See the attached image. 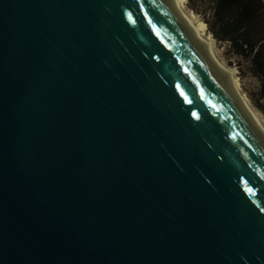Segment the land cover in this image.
Listing matches in <instances>:
<instances>
[{
    "label": "water",
    "instance_id": "1",
    "mask_svg": "<svg viewBox=\"0 0 264 264\" xmlns=\"http://www.w3.org/2000/svg\"><path fill=\"white\" fill-rule=\"evenodd\" d=\"M0 264H264V128L171 0H0Z\"/></svg>",
    "mask_w": 264,
    "mask_h": 264
},
{
    "label": "trees",
    "instance_id": "2",
    "mask_svg": "<svg viewBox=\"0 0 264 264\" xmlns=\"http://www.w3.org/2000/svg\"><path fill=\"white\" fill-rule=\"evenodd\" d=\"M194 0H189L192 2ZM206 14V33L221 42H230L229 51L246 63L249 73L258 80L257 95L250 94L252 104L264 115V2L263 0H195ZM190 7V6H189ZM204 12V10H203ZM203 14V15H202ZM208 30V32H207Z\"/></svg>",
    "mask_w": 264,
    "mask_h": 264
},
{
    "label": "rangeland",
    "instance_id": "3",
    "mask_svg": "<svg viewBox=\"0 0 264 264\" xmlns=\"http://www.w3.org/2000/svg\"><path fill=\"white\" fill-rule=\"evenodd\" d=\"M186 8L189 12L193 13L197 17L199 24H201L204 27V32H206L204 22H203V20L205 21V18L197 14L196 12H194L192 8H195L197 12L206 14L207 17H209V13H206L207 11H205L203 6H201L195 0L192 2H189V0H186ZM211 37L215 42V46L219 52L220 59L227 67L235 70L236 78L238 80V86L242 94L246 97L250 106L255 110V112L262 118L263 124H264V115L258 111V109L252 104L250 100L251 99L250 94H252L255 97L257 95L256 94L257 90H256V81L255 79L252 78V75L249 73L246 63L234 57L232 53L229 51V48L222 42L217 41L213 37L212 33H211Z\"/></svg>",
    "mask_w": 264,
    "mask_h": 264
},
{
    "label": "bare ground",
    "instance_id": "4",
    "mask_svg": "<svg viewBox=\"0 0 264 264\" xmlns=\"http://www.w3.org/2000/svg\"><path fill=\"white\" fill-rule=\"evenodd\" d=\"M171 2L176 6L179 13L182 17L187 21L191 30L195 34V36L199 39V41L203 44V46L207 49L213 59L216 61L224 75L226 76L230 86L234 90V92L239 96L244 105L248 108V110L252 113V115L256 118V120L260 123V125L264 128L262 118L255 112V110L250 106L246 97L242 94L239 86L238 80L236 78V73L234 69L227 67L219 57V52L216 49L215 42L212 39L210 34H206L204 32V27L199 24L197 17L189 12L186 8V0H171Z\"/></svg>",
    "mask_w": 264,
    "mask_h": 264
},
{
    "label": "crops",
    "instance_id": "5",
    "mask_svg": "<svg viewBox=\"0 0 264 264\" xmlns=\"http://www.w3.org/2000/svg\"><path fill=\"white\" fill-rule=\"evenodd\" d=\"M264 2V0H263ZM223 44H225L228 48H229V45H230V42L228 40H224V41H221ZM253 79H255L256 81V90L258 89V80L255 78V77H252ZM258 92H256L257 94ZM260 103H262V105L264 106V103L262 101H260Z\"/></svg>",
    "mask_w": 264,
    "mask_h": 264
}]
</instances>
